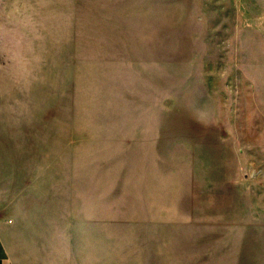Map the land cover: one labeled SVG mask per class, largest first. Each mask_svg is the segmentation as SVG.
Segmentation results:
<instances>
[{
    "label": "rangeland",
    "instance_id": "1",
    "mask_svg": "<svg viewBox=\"0 0 264 264\" xmlns=\"http://www.w3.org/2000/svg\"><path fill=\"white\" fill-rule=\"evenodd\" d=\"M4 10L0 150L62 160L28 180L19 264H264V0Z\"/></svg>",
    "mask_w": 264,
    "mask_h": 264
},
{
    "label": "crops",
    "instance_id": "2",
    "mask_svg": "<svg viewBox=\"0 0 264 264\" xmlns=\"http://www.w3.org/2000/svg\"><path fill=\"white\" fill-rule=\"evenodd\" d=\"M14 19L15 14H11ZM6 14L4 10V0H0V55L3 56L6 42H20L18 36L21 35L20 27H10L5 24ZM38 28H31L28 33L33 34H47L49 32L37 30ZM6 35L13 36L7 38ZM4 63L0 59V67ZM6 123L5 114V91L3 87V79L0 78V130L4 129ZM35 140L36 133L32 132L29 135L24 134L23 137H28ZM56 145H62L63 132L60 128L56 133ZM1 149V148H0ZM52 162L55 166H47L46 161L38 165L37 160L31 158L26 160L25 155L19 157H12L11 154L5 153L2 148L0 150V264H19L16 256L13 253L10 233L13 226L17 225L21 212L26 208L25 203L29 202L30 195L36 199L37 189L31 179H43L50 176L52 172L58 173L62 171V160L56 159ZM60 164V165H59ZM49 174V175H48ZM52 176V175H51ZM12 181L14 185L12 187ZM16 181V182H15ZM12 211L11 214L7 213Z\"/></svg>",
    "mask_w": 264,
    "mask_h": 264
}]
</instances>
